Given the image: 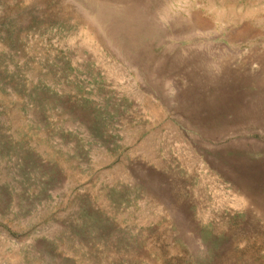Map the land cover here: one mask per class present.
I'll return each mask as SVG.
<instances>
[{
  "label": "rangeland",
  "instance_id": "obj_1",
  "mask_svg": "<svg viewBox=\"0 0 264 264\" xmlns=\"http://www.w3.org/2000/svg\"><path fill=\"white\" fill-rule=\"evenodd\" d=\"M0 264H264V0H0Z\"/></svg>",
  "mask_w": 264,
  "mask_h": 264
},
{
  "label": "bare ground",
  "instance_id": "obj_2",
  "mask_svg": "<svg viewBox=\"0 0 264 264\" xmlns=\"http://www.w3.org/2000/svg\"><path fill=\"white\" fill-rule=\"evenodd\" d=\"M89 39V38H88Z\"/></svg>",
  "mask_w": 264,
  "mask_h": 264
}]
</instances>
